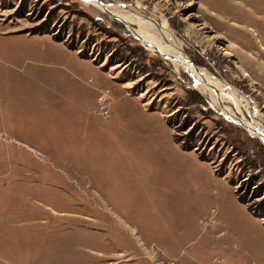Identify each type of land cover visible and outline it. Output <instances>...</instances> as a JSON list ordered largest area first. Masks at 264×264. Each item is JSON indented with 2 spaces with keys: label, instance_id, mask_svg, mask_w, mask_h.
<instances>
[{
  "label": "rangeland",
  "instance_id": "obj_1",
  "mask_svg": "<svg viewBox=\"0 0 264 264\" xmlns=\"http://www.w3.org/2000/svg\"><path fill=\"white\" fill-rule=\"evenodd\" d=\"M103 2L165 17L264 118V0ZM130 26L0 0V264H264V143Z\"/></svg>",
  "mask_w": 264,
  "mask_h": 264
},
{
  "label": "bare ground",
  "instance_id": "obj_2",
  "mask_svg": "<svg viewBox=\"0 0 264 264\" xmlns=\"http://www.w3.org/2000/svg\"><path fill=\"white\" fill-rule=\"evenodd\" d=\"M85 1L95 5L104 12H111L117 15L129 25L136 24V36L140 35L143 37V41H149L150 44L147 42L146 44L153 47L157 52L161 51L167 55L174 56L172 59H167L178 69L183 68L187 71L194 79L196 87L199 88L201 93L203 92L207 95L213 107L222 111L224 116L230 120L244 126L250 134L260 138L264 143V118L262 115L254 107L252 108L251 101L243 93L219 80L206 69L194 65L187 58L181 40L173 33L165 17L158 20L143 14V11L131 13L130 9L123 5L106 4L105 8L98 0ZM221 86L225 88V92L220 90ZM227 103L232 104L234 107L228 106ZM243 110L248 111L250 120L243 114ZM242 115L244 116L242 117Z\"/></svg>",
  "mask_w": 264,
  "mask_h": 264
},
{
  "label": "built area",
  "instance_id": "obj_3",
  "mask_svg": "<svg viewBox=\"0 0 264 264\" xmlns=\"http://www.w3.org/2000/svg\"><path fill=\"white\" fill-rule=\"evenodd\" d=\"M97 112L106 120H108L111 116L109 96L106 92H102L98 98ZM211 220L215 221V218L212 217ZM103 264H120V260L111 259L107 260Z\"/></svg>",
  "mask_w": 264,
  "mask_h": 264
},
{
  "label": "water",
  "instance_id": "obj_4",
  "mask_svg": "<svg viewBox=\"0 0 264 264\" xmlns=\"http://www.w3.org/2000/svg\"><path fill=\"white\" fill-rule=\"evenodd\" d=\"M101 4H103V6H105V8H106V4H105V2H103V0H98ZM109 14H111L112 16H114L115 18H117L118 20H120V21H122L129 29H130V31L133 33V32H135V30H134V28H133V26L132 27H130V25L126 22V21H124V20H122L120 17H118L117 15H115V14H113V13H109ZM137 37H138V39H141V40H143V37L142 36H140V35H137ZM148 44H150L149 43V41H146ZM159 52V54H161L163 57H166V58H169V59H172V58H174V56H170V55H167V54H165V53H163V52H161V51H158Z\"/></svg>",
  "mask_w": 264,
  "mask_h": 264
},
{
  "label": "crops",
  "instance_id": "obj_5",
  "mask_svg": "<svg viewBox=\"0 0 264 264\" xmlns=\"http://www.w3.org/2000/svg\"><path fill=\"white\" fill-rule=\"evenodd\" d=\"M130 264H136V262L135 261H133L132 263H130Z\"/></svg>",
  "mask_w": 264,
  "mask_h": 264
}]
</instances>
